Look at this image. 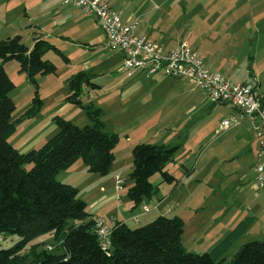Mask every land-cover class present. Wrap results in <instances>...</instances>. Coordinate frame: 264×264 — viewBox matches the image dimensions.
I'll use <instances>...</instances> for the list:
<instances>
[{"label":"rangeland","instance_id":"obj_1","mask_svg":"<svg viewBox=\"0 0 264 264\" xmlns=\"http://www.w3.org/2000/svg\"><path fill=\"white\" fill-rule=\"evenodd\" d=\"M115 1L117 5L113 7L116 12L128 7L130 12L138 13L164 0ZM184 1L185 6L179 3L180 0H172L167 13L163 14L160 8L146 18L158 24L162 30L178 36L180 41L187 42L188 47L197 49L198 55L212 67L219 71L222 68L224 78L230 83L247 82L256 88L258 86L257 89L264 94V0ZM168 2L166 0L164 4ZM62 7L68 8L66 14L70 18H75L77 13L76 18L80 21L66 25L59 23L64 21ZM88 20L90 23H86ZM41 25L46 36L52 35L56 41L54 44L61 47L69 57V62L53 51L46 53V58L55 64L57 71L55 74L37 77L43 105L33 117H23V114L32 100L34 87L27 81L26 74L19 72L15 61L7 62L12 63L11 67L7 65L5 71L15 84L11 97L16 106L12 113V119L16 120L15 127L7 140L12 146H18L15 147L18 151L37 148L51 138L57 132V126L52 120L55 115L69 119L78 126L88 123L81 108L65 102L66 78L81 70L86 63L94 73L93 81L102 88L95 92L84 87L82 99H91L101 107L106 122L105 130L118 134L113 152L115 160L111 168L112 175L116 172L126 179L131 166L132 146L137 142L155 144L158 139L151 138L157 137L153 136L155 132L161 139L170 133L176 136L173 144L179 145L178 150L174 161L168 166L175 177L182 174L181 164L194 166L190 180H184L181 186L184 191L182 195L186 198L184 206L188 211L183 218L182 244L188 251H211V244L222 240L237 224L236 220L243 218V214L248 210L255 212L260 205L264 207V200L253 198L255 191L252 190L251 180L255 176V160L247 154L251 147L252 151H256L258 143L251 126L247 122L241 131L217 130L220 121L232 113L229 105L211 104L200 88L185 80L174 85L165 83L148 93L144 91V94L139 88L128 91L124 74L119 72L121 65L113 55L116 50L107 44L104 32L93 17L84 15L78 8L63 4L61 0H0V40L20 35L25 43L31 40L30 34L33 31L41 29ZM82 51L86 52L81 54ZM207 68L213 70L208 65ZM145 113L157 119L151 129H148L147 121L144 120ZM135 119L138 122L133 121ZM143 128L146 135L141 133ZM138 137L143 139L136 141ZM21 144L29 148L24 149L20 147ZM242 145L246 147L241 149ZM88 173L85 176L72 168L60 176L65 180L62 182L73 180L72 183L79 184L76 187L81 188V192H86L96 179H100L99 174L95 173L99 176L96 178L92 172ZM120 176L114 177V187L116 179L122 178ZM161 179L158 173L150 178L153 184L159 186L157 197L171 187L161 182ZM122 184L114 188L116 199ZM89 200L92 202V199ZM113 201L119 205L118 200L113 199L105 203L104 207L111 209L116 205ZM119 209L129 211L125 202L119 205ZM112 211L111 214L117 215L115 209ZM148 213L149 216L157 214L153 208ZM144 220L145 216H142L135 223L144 224ZM131 226H135L134 223ZM262 228L259 221L253 224L222 256L228 260L241 244L263 240L260 234ZM41 240H45L48 251H56V242L51 235L43 234L33 242Z\"/></svg>","mask_w":264,"mask_h":264},{"label":"trees","instance_id":"obj_2","mask_svg":"<svg viewBox=\"0 0 264 264\" xmlns=\"http://www.w3.org/2000/svg\"><path fill=\"white\" fill-rule=\"evenodd\" d=\"M31 38V47L20 35L0 40V264H264V240L241 244L228 260L221 257L230 242L227 237L240 236L243 226L235 227L211 251H188L182 244L184 222L177 215H157L135 227L114 220L109 244L103 246L96 233V218L87 211L79 189L57 179L59 172L77 160L87 171L106 175L115 159L118 134L104 129L101 107L91 99H82L84 87L95 92L102 88L93 81L92 73L79 70L66 80L65 102L81 108L88 123L78 126L55 115L52 120L57 132L41 146L25 152L7 140L15 127L12 113L16 106L11 97L15 84L4 63L16 61L19 72L33 85L32 100L23 114L33 117L43 105L37 77L57 71L46 53L53 51L68 61L42 33L33 31ZM176 149L148 142L133 145L131 167L124 179L130 182L126 194L133 206L159 191L158 184L150 181L154 174L172 186L179 182L167 168ZM191 170L185 169L184 175ZM43 234L52 236L56 251H48L45 240L33 242Z\"/></svg>","mask_w":264,"mask_h":264},{"label":"crops","instance_id":"obj_3","mask_svg":"<svg viewBox=\"0 0 264 264\" xmlns=\"http://www.w3.org/2000/svg\"><path fill=\"white\" fill-rule=\"evenodd\" d=\"M63 1L64 0H61V2L63 4L71 5V7L73 9L74 8H78L83 13L81 8H79L77 5H75L73 3H64ZM165 1L166 0H164L160 4L149 5L150 7L145 8L143 10H140V12H138V13H136V11L134 13L130 12L128 7L124 8V10H122L120 8V9H118V11L116 13L118 14V17H119V19H120V21L122 23H129V22L133 21L134 19H137V21H138L137 28H136V33L137 34L144 36L145 38H147L150 41H156V42H158V43H160L162 45L164 50H169V49L175 47L176 45H178L182 41L179 40L178 36L171 35L167 30H164V29L162 30V28H159L158 24H155L154 22H151L150 20H148L146 18V17L150 16L152 13H154L155 11L159 10L160 8H162L163 14L167 13V11H169V9L171 8L170 4H171L172 0H168L169 2L164 4ZM108 3L115 10L113 5H115V6L117 5L116 1L115 0H108ZM179 3H183L184 4L185 1L182 2V0H180ZM184 6H185V4H184ZM67 10H68V8L62 7V9H61V11H63L62 19L64 21H60L59 23H62V25H64V24L66 25V24H75V23L80 21L78 18H76L77 13L74 16L75 18H70L69 14H66ZM87 16L93 17L94 21L96 23L98 22V20L93 15H87ZM181 22H182L183 25L185 24L182 19H181ZM86 23H90V20L86 21ZM98 24H99V22H98ZM39 27H41L42 30L38 28V32L42 33L44 38H46L48 41L52 42L53 44L54 43L56 44V41L54 40L52 35H51V37H48L43 32V29H44L43 25H41ZM104 36H105V33H104ZM55 37L57 39V36H55ZM30 39L31 40H27L25 42L28 47H31V45H32V38H30ZM187 46H188V43H187ZM72 48L74 49V47H72ZM190 49L195 51L197 54L199 53L198 50L194 49L193 47H191ZM115 50L116 51H113V55L117 58V62L119 63V65H121V67L119 68V72L124 74L125 81H126V83H128V88H126L128 91H130L132 89L139 88V90L142 91V93L144 94V91H145V93H148V91L154 90L157 87H160V86L164 85L165 83H168L170 85H174L175 83H179V81H181V80H185L188 84L193 85V86H195L197 88H200L195 82H193V81H191V80H189L187 78H173V77L165 76V75H163L161 73H156V74H153L152 76L147 77L141 72H135V73L133 72L132 73V72L126 71V70H124L123 58L121 56V53L117 49H115ZM60 51L67 57V59H68L67 62H69V57L61 49H60ZM85 52L86 51H82L81 54H83ZM12 61H14V60H12ZM204 64H205L206 68H207V65H208L211 69L215 70V71H213V70H210V71L216 72V73H219V74L221 73V75L223 77H225L222 74V72H223L222 68H221V71H219L214 66L212 67L211 65H209L208 62H206L205 60H204ZM7 65L9 67H11L12 63L5 62L4 63L5 70H7ZM83 65L84 66H83V68L81 70H87L90 73H92V76H93L94 73L89 69V66L86 63H84ZM17 68H18V64H17ZM26 78H27V76H26ZM67 78H66V80H67ZM66 80H65V83H66ZM27 81H28V79H27ZM257 88H258V86H257ZM201 90L203 91L204 95H206V97L209 99L207 93L203 89H201ZM257 90H259V89H257ZM258 92L260 94L262 93L260 90ZM66 94H67V92H66ZM262 97H263V100H264V94L262 95ZM209 101L211 102V104H215L211 100H209ZM221 105H225V104H221ZM61 108H63V106ZM230 108L232 110L231 114H233V112H235V109H233L232 107H230ZM145 116H146V118L144 120L147 121L146 123L148 124V129H151L152 125H153V122L156 121L157 119L155 117H153L152 114L150 116H148V114L145 113ZM102 119H103V117H102ZM142 119L140 118L139 120H142ZM133 121L138 122L136 119L133 120ZM247 122L251 126V123H250L249 120H244L241 123L236 124V125H232L231 128L229 127L227 129H229L230 131L231 130H233V131L234 130L235 131H241V129H243L244 126H246ZM105 127H106V122L104 121V129H105ZM128 127H131V126H128ZM236 129H238V130H236ZM142 130H143V132H141V133H144V135H146L145 132H144L146 130H144V128ZM217 130H218V128H217ZM109 132H113V131L109 130ZM218 132H220V131L218 130ZM221 132H223V131H221ZM141 133H139V135ZM126 135H127V137H130L129 134H126ZM153 136H157V137H151V138L158 139V142H154L155 144L176 146L177 149H176L175 153L177 152L179 145L178 144H173L174 143V139L176 138L175 134L172 135V133H170L169 135H165V136H163L164 137L163 139H161L159 137L158 133H156V132L153 133ZM142 139L143 138L138 137L136 139V141H141ZM21 145L22 146H20V147H23L24 149L29 148V146L26 145V144H21ZM15 147L19 148L18 146H15ZM245 147H246V145L245 146L242 145L241 149H244ZM257 151H258V146H256V151H254V150L252 151V147H251V151L247 154L249 156H252V158L255 160V162H256V159H257ZM113 152H114V150H113ZM175 153H174V155H175ZM131 158H132V155H131ZM173 161H174V156H173V160L171 162H169V164H171ZM131 163H132V160H131ZM169 164L167 165V168H168ZM181 165H182L181 166L182 174H180L179 177H176L179 180V182L176 183V185L172 186V185L169 184L171 187L166 188L165 191H167V192H165V194H163L161 196H158V197L155 194L151 198H148V199H145V200L141 201L137 206H133V203L129 200V198L127 199V201L125 200V198H127L126 197L127 196V194H126V189L127 188L125 189L124 187H125L126 183H127L126 184L127 186L130 184V182H128L126 180L124 181V183L122 184L121 188L117 192V198L118 199H116V192H115V189H114L116 187V185L114 187V183H115L114 177L120 176V175H119V173H116V172L112 175V173H111L112 166L110 168L109 173L107 175H99L100 179H96L94 181L93 185L88 188L89 190L86 189V192H81V188H78L79 184L77 182H73L72 183L73 180H68V182L73 184V185H75V186H78L77 188L79 189V196L86 202L87 211L94 218L105 219L106 223L109 226L112 225L114 220H121V221H124L129 227H135V226L141 225V224L135 223V220L137 222H139V219L142 216H145L144 223H146V222L154 219L157 215H169L170 216L171 214H173V215L180 216L183 219L185 214L188 213L187 207L184 206V201L186 200V198L183 197V195H182V194H184V191L182 189L183 187H181V186L184 184V180H190L189 178L193 174L194 166H192V167L190 166L192 168V170H191V173L189 175H184L185 169H190V167L187 166V164H181ZM72 168H76L78 172L83 173L85 176L87 174H89L88 173L89 171H87V168L82 163V161L81 160H77L69 168L59 172V180L60 181H65L64 178H62L60 175L63 174V172L64 173L69 172V170H72ZM168 170H169V168H168ZM92 174L96 178L99 177V176L95 175V173H93V172H92ZM120 177L123 178V176H120ZM253 177H255V176H253ZM251 181H253L251 183L252 184V190L255 191V193L253 195V198L255 200H257V201H259V200L263 201L264 200V189H258V188L255 187L254 178ZM187 182H189V181H187ZM125 194H126V196H125ZM89 199H92V202H90ZM113 199L118 200V204L119 205H121V204H123L125 202L127 204V206H128L129 211L128 212H123L121 209H119V205H117V203L114 202V201H113V203H116L115 206H112L111 209H108L107 207L105 208L104 204L107 203L110 200H113ZM151 208L155 209V211L157 212L156 216H154V214L152 216H149L150 213H148V212L150 211ZM114 209L116 210L117 215L111 214L113 212L112 210H114ZM241 217H243V218H241V220H236V221H238L237 224L225 235V237L222 240H219L217 242H213L211 244L210 247H213L212 250L219 243H221L231 233V231L235 227L243 226V228L241 230V233H240V236L231 237V234H230L227 237L228 241H230V242L227 244L226 250L230 248L232 243H234L239 238H241L253 226V224H255L256 222L259 221L260 225H263V227H264V207H262V205H260L255 210V212H253V211L250 212L248 210V212H246V214H243ZM132 223H134L135 226H131ZM260 231H261L260 234L263 235V237H264V228L260 229ZM221 257H222V253H221Z\"/></svg>","mask_w":264,"mask_h":264},{"label":"built area","instance_id":"obj_4","mask_svg":"<svg viewBox=\"0 0 264 264\" xmlns=\"http://www.w3.org/2000/svg\"><path fill=\"white\" fill-rule=\"evenodd\" d=\"M77 5L84 14L93 15L105 33L109 46L117 49L123 58L124 70L141 72L149 77L156 73L173 78H187L203 89L215 104H227L235 112L221 120L218 130L249 120L258 143L254 164L255 187L264 189V100L257 88L247 82L230 83L221 74L205 67L204 60L186 43L164 50L156 41L136 33L137 19L122 23L108 0H64ZM124 182L116 179V187ZM96 233L101 244H109L110 226L105 219L96 218ZM48 248V246H46Z\"/></svg>","mask_w":264,"mask_h":264}]
</instances>
